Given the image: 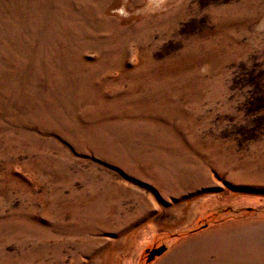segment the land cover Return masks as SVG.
<instances>
[{
  "label": "rangeland",
  "instance_id": "rangeland-1",
  "mask_svg": "<svg viewBox=\"0 0 264 264\" xmlns=\"http://www.w3.org/2000/svg\"><path fill=\"white\" fill-rule=\"evenodd\" d=\"M0 264H264V0H0Z\"/></svg>",
  "mask_w": 264,
  "mask_h": 264
},
{
  "label": "water",
  "instance_id": "water-1",
  "mask_svg": "<svg viewBox=\"0 0 264 264\" xmlns=\"http://www.w3.org/2000/svg\"><path fill=\"white\" fill-rule=\"evenodd\" d=\"M164 249H165L164 246L157 247L151 251V255L154 256L155 254L162 252Z\"/></svg>",
  "mask_w": 264,
  "mask_h": 264
}]
</instances>
